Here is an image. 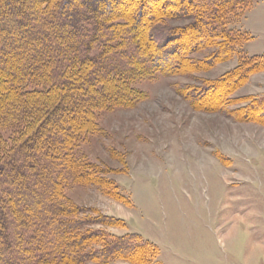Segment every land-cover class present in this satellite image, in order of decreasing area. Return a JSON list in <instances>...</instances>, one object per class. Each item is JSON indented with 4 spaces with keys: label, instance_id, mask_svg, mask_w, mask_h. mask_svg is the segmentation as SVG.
<instances>
[{
    "label": "trees",
    "instance_id": "obj_1",
    "mask_svg": "<svg viewBox=\"0 0 264 264\" xmlns=\"http://www.w3.org/2000/svg\"><path fill=\"white\" fill-rule=\"evenodd\" d=\"M249 5V0H0V264L116 259L151 264L158 258V246L138 233L110 236L92 228L125 225L122 219L65 197L70 184L104 178L78 157V149L102 131L100 112L142 98L133 81L172 73L193 51L212 45L213 63L239 60L201 88L204 92L224 82L229 92L264 68V58L241 53L247 34L227 28ZM169 18L190 24L171 27ZM251 102L244 115L264 114V100ZM99 186L126 199L109 179Z\"/></svg>",
    "mask_w": 264,
    "mask_h": 264
},
{
    "label": "rangeland",
    "instance_id": "obj_2",
    "mask_svg": "<svg viewBox=\"0 0 264 264\" xmlns=\"http://www.w3.org/2000/svg\"><path fill=\"white\" fill-rule=\"evenodd\" d=\"M249 1L244 18H231L227 28L247 34L242 54L264 58V0ZM166 24L182 27L190 19ZM215 48L193 51L172 73L136 79L139 101L98 114L102 131L77 155L103 171L101 183L115 182L125 200L99 181L64 190L75 205L125 223L92 228L155 243L160 254L151 264H264V114H243L251 101L264 100V68L229 92L227 82L200 91L239 62L213 63Z\"/></svg>",
    "mask_w": 264,
    "mask_h": 264
}]
</instances>
